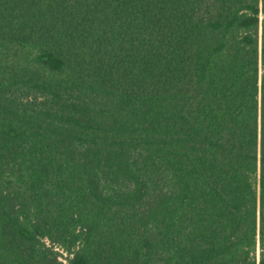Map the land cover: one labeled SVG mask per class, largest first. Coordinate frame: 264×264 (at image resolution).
Wrapping results in <instances>:
<instances>
[{"label": "trees", "instance_id": "16d2710c", "mask_svg": "<svg viewBox=\"0 0 264 264\" xmlns=\"http://www.w3.org/2000/svg\"><path fill=\"white\" fill-rule=\"evenodd\" d=\"M0 264H264V0H0Z\"/></svg>", "mask_w": 264, "mask_h": 264}, {"label": "rangeland", "instance_id": "374dc122", "mask_svg": "<svg viewBox=\"0 0 264 264\" xmlns=\"http://www.w3.org/2000/svg\"><path fill=\"white\" fill-rule=\"evenodd\" d=\"M57 250L62 252V254L64 255V256H60V260L66 262L65 258L67 256V253L63 252L60 248H57ZM257 256L260 257V251L259 250L257 251Z\"/></svg>", "mask_w": 264, "mask_h": 264}]
</instances>
